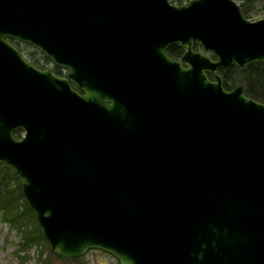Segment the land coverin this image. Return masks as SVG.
Returning <instances> with one entry per match:
<instances>
[{"label":"water","instance_id":"95a60500","mask_svg":"<svg viewBox=\"0 0 264 264\" xmlns=\"http://www.w3.org/2000/svg\"><path fill=\"white\" fill-rule=\"evenodd\" d=\"M255 62L264 19L234 0H0V165L49 251L264 264V104L217 74Z\"/></svg>","mask_w":264,"mask_h":264},{"label":"trees","instance_id":"16d2710c","mask_svg":"<svg viewBox=\"0 0 264 264\" xmlns=\"http://www.w3.org/2000/svg\"><path fill=\"white\" fill-rule=\"evenodd\" d=\"M241 10L246 17L248 9L257 0H241ZM183 4L182 0H178V5ZM249 7V8H248ZM18 48V46H16ZM167 54L178 60L183 54V49L178 45L171 46L167 49ZM222 77V86L225 90H232L237 86L243 87V94L257 102L264 104V62H255L243 68L230 66L220 70L218 73ZM209 79L213 80V76L208 74ZM15 137H20V131L15 133ZM0 214L2 220L11 228L20 234V243L16 255L30 248L42 249L41 256L67 260L58 257L49 251V247L43 237L35 220V216L27 206L21 193L20 183L16 179L13 171L5 169L0 165ZM28 225L30 227H28ZM18 264H25L28 260L27 256H18ZM78 258L70 259L77 262ZM44 264L46 262L44 261Z\"/></svg>","mask_w":264,"mask_h":264},{"label":"rangeland","instance_id":"374dc122","mask_svg":"<svg viewBox=\"0 0 264 264\" xmlns=\"http://www.w3.org/2000/svg\"><path fill=\"white\" fill-rule=\"evenodd\" d=\"M169 1L174 5H178V0ZM182 1L183 4H185L190 0ZM234 1L240 6L243 4V1L241 0ZM246 18L250 21L264 19V0L255 1L252 4L251 8L248 9V15L246 16ZM18 49L22 52V54L28 61H33L35 63L43 61L40 55L34 52V50L27 45L20 44L18 45ZM28 227L30 226L28 225ZM16 231L2 220L0 214V264H18V256L28 257V260L25 264H44V261L46 262V264H118V262L110 255L96 250L88 251L83 257L78 258L77 262L69 260L67 258H65L67 260H60L53 257H49L48 262L45 254L41 256L42 249H36L34 247L19 253V255H16L18 244L20 243V234Z\"/></svg>","mask_w":264,"mask_h":264},{"label":"flooded vegetation","instance_id":"af4514ba","mask_svg":"<svg viewBox=\"0 0 264 264\" xmlns=\"http://www.w3.org/2000/svg\"><path fill=\"white\" fill-rule=\"evenodd\" d=\"M12 43L15 45V46H18L20 45L21 43H18L16 41H12ZM24 45V44H22ZM30 47V46H29ZM32 48V47H31ZM196 51H200V52H203L202 49L199 47V46H194L193 47ZM34 50V52H36L38 55H40V57L43 59V63L42 62H38V63H35L33 61H29V63H31L33 66H35L37 69L39 70H49L50 72H52L53 74L57 75V76H60L61 77H66L68 71L63 69L62 67H59V66H55L53 64L50 63V61L45 57L43 56L41 53H39V51L35 50L34 48H32ZM20 51V50H19ZM21 52V51H20ZM22 53V52H21ZM226 69V68H225ZM222 70V69H220ZM220 70L217 71V74L220 72ZM212 75V74H210ZM213 78H214V75H212ZM220 76V79H221V83H222V77L221 75L219 74ZM71 88H73L74 90H76L77 92H79L76 88L75 85H73L71 83ZM236 88V87H235ZM243 88V87H242ZM244 93V92H243Z\"/></svg>","mask_w":264,"mask_h":264}]
</instances>
